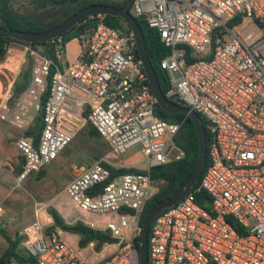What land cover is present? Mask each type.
<instances>
[{
  "label": "built area",
  "instance_id": "1",
  "mask_svg": "<svg viewBox=\"0 0 264 264\" xmlns=\"http://www.w3.org/2000/svg\"><path fill=\"white\" fill-rule=\"evenodd\" d=\"M130 12L144 16L171 50L160 62L170 79L167 96L204 117L211 135L199 186L151 225L149 264H264V0H133ZM90 18L95 23L76 38L74 60L59 62L68 43L58 37L49 43L56 63L44 54L47 46L15 41L6 44L0 63L7 74L0 79V121L22 132L18 184L54 162L87 124L110 147L103 161L64 186L61 205L67 218L116 242L102 252L94 242L81 247L74 237L49 230L51 218L38 208L23 232L35 264H139L140 217L155 192L150 170L186 156L175 142L180 125L157 115L134 34L108 26L104 16ZM28 60L30 82L16 97L14 84ZM38 116L34 143L25 134ZM134 148L146 172L114 176L113 162ZM199 191L208 194L209 209L196 202Z\"/></svg>",
  "mask_w": 264,
  "mask_h": 264
},
{
  "label": "trees",
  "instance_id": "2",
  "mask_svg": "<svg viewBox=\"0 0 264 264\" xmlns=\"http://www.w3.org/2000/svg\"><path fill=\"white\" fill-rule=\"evenodd\" d=\"M46 1L51 2L52 4H64L67 3L68 1L69 2L71 1L72 4L69 9V12H67V14L64 15L61 19H59L58 21H54L52 23L42 24L35 22L26 15L16 12L12 8V0H0V27L20 30V31H27V32H43L54 28L55 26L59 25L60 23L68 19L70 16H72L73 14H75L76 12L87 6L96 5V4H106L118 8H124L129 2V0H126L124 3L121 4H110L108 2H98L96 0H46ZM104 22L108 26L116 30H119L122 33L131 32V29L127 25V23L119 17L106 15L104 16ZM94 23L95 20L91 18L84 19L81 23L73 27L70 31L61 35L63 43L65 44L72 41L73 39L78 38L82 33H84L86 30L92 27ZM138 23L142 31L143 42L147 49L150 61L158 75L161 90L164 93V95H167L170 89V79L167 72L161 69L160 62L166 56H168L171 50L161 42L159 33L156 29L149 27V25L145 20H140ZM10 41L25 43L11 38H0V63L4 60L6 56V44ZM50 42L51 41L43 42V43H25V44H29L36 49L47 46V48L43 51L44 54H46L56 63V57L54 54L53 47L52 45H49ZM187 53L189 55L190 53L189 49H187ZM192 60L193 58L188 56V61H192ZM30 64H31L30 60H28L27 63L22 68L14 84L13 91L16 97H19L29 85L31 78ZM52 72H54L53 68H52ZM46 96L47 95H45L42 98L43 102L46 100ZM157 115L159 118H161L167 123L180 125L179 132L175 137V142L186 152V156L181 161L158 166V167H153L150 170V175L154 183L161 182L164 185L159 189L157 193H154L152 198L146 204L140 217L141 227L143 226V221L148 211L151 209V207L154 206L157 202L161 200H166L167 198L172 196L176 192V190L181 186L184 180L192 173V171L196 166L199 155V140L197 135V129L194 122L189 117H186L184 114L181 113H169L163 110L162 108H160L159 106H157ZM200 120L206 129L207 143L209 147L211 141V135L207 129V121L202 116H200ZM41 125H42L41 116H38L34 128L28 131L25 134V136L32 137L34 143H37V139L39 137V131H41ZM184 127L186 129V132L183 138V136L181 137L179 134ZM89 133L91 136L94 137L100 136L97 130L93 126L89 130ZM110 169L114 176L125 173L146 172L135 169L117 170V169H112L111 167ZM199 183L200 181L196 184V188L199 186ZM195 198L198 204H200L206 209H209L210 198L205 191H199L195 193ZM48 214L51 216L53 220V225L49 228V230L53 231L56 229H60L63 232L78 236L79 237L78 242L81 247H85L89 243L94 242L96 248H100L102 245L116 242V239H113L108 233L94 230L80 221H76L71 224L66 223L64 218L58 212V210L54 207L48 208ZM228 221L236 231H238L240 234L243 233L241 227L237 223H235L231 219H229ZM139 240H140V236H138L135 240V246L138 250H139ZM11 256H12V252L7 251L0 259V264H6V263L8 264ZM34 264H35V260H34Z\"/></svg>",
  "mask_w": 264,
  "mask_h": 264
},
{
  "label": "rangeland",
  "instance_id": "3",
  "mask_svg": "<svg viewBox=\"0 0 264 264\" xmlns=\"http://www.w3.org/2000/svg\"><path fill=\"white\" fill-rule=\"evenodd\" d=\"M98 2H108L110 4H121L126 0H96ZM72 2L68 1L64 4H52L45 0H12V8L23 15L28 16L35 22L48 24L54 21H58L64 15L69 12ZM249 22L242 24L238 27V30L243 31ZM39 49H42L40 47ZM66 54L62 56L59 62L65 64ZM2 69V68H1ZM0 69V70H1ZM3 73H2V72ZM0 71V79L6 81L5 70ZM92 128L90 124L82 127L77 135L75 136L73 142L59 155L56 163L44 167L41 171L36 174V185L37 188L34 189V198L36 200L37 208L43 209L48 214L49 207H56L63 209V205H59L62 200V193L64 186L67 182L78 175L85 167L97 161H103L110 153V147L108 143L101 137L91 136L89 130ZM186 132L185 127L181 130L180 136L184 138ZM139 148H134L118 159H116L111 166L112 169H124V170H145V162L143 161L142 153ZM60 164V165H59ZM163 183H155V192L157 193ZM61 196V197H60ZM49 215V214H48ZM62 216V215H61ZM51 218V216L49 215ZM63 217V216H62ZM43 218L46 219L45 215ZM52 219V218H51ZM66 223H74L72 220H66ZM53 221V220H52ZM60 233V229H56ZM67 237L71 238L75 235L70 233L66 234ZM79 241V237L76 236ZM106 245H102L100 248H96L97 252H102L105 250ZM103 255H107L103 254Z\"/></svg>",
  "mask_w": 264,
  "mask_h": 264
},
{
  "label": "water",
  "instance_id": "4",
  "mask_svg": "<svg viewBox=\"0 0 264 264\" xmlns=\"http://www.w3.org/2000/svg\"><path fill=\"white\" fill-rule=\"evenodd\" d=\"M132 3L133 0H129L124 8H118L106 4L87 6L54 28L43 32H27L0 27V38H11L25 43L49 42L55 38L61 37V35L70 31L84 19L99 15L119 17L127 23L131 32L135 36L137 52L148 77L150 87L157 98L158 106L169 113L184 114L194 122L199 140V155L194 170L172 196L166 200H161L152 206L143 221L138 250L139 264H149L148 239L151 225L160 212L177 204L181 199L188 195L199 182L208 162V143L206 129L200 120V116L195 111L184 106L180 98L176 96H167L162 92L158 75L150 61L147 49L143 42L142 31L138 23L140 20H145V18L144 16L134 17L131 14L130 9Z\"/></svg>",
  "mask_w": 264,
  "mask_h": 264
},
{
  "label": "crops",
  "instance_id": "5",
  "mask_svg": "<svg viewBox=\"0 0 264 264\" xmlns=\"http://www.w3.org/2000/svg\"><path fill=\"white\" fill-rule=\"evenodd\" d=\"M78 53V40L73 39L67 44L66 61L76 59ZM21 136V131L0 121V205L3 208L0 215V259L7 251H11L12 256L8 264H34V259L25 249L23 232L34 222L38 213L33 192L37 188L35 181L37 173L27 177L21 184L17 183L23 165V157L17 148V141ZM58 158L51 164L56 163ZM49 165L45 167L48 168ZM62 202L63 199L59 203L60 206ZM55 208L63 218L75 222L73 218H67L64 214V207L58 208L56 204ZM51 222L53 223L52 219ZM62 234L67 236L68 233ZM74 238L77 240L76 235Z\"/></svg>",
  "mask_w": 264,
  "mask_h": 264
}]
</instances>
